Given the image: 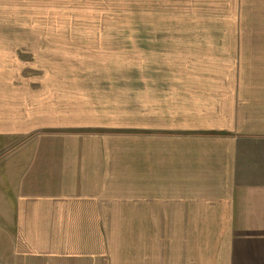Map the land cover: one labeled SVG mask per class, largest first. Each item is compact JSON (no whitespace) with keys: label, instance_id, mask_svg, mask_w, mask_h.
<instances>
[{"label":"crops","instance_id":"obj_1","mask_svg":"<svg viewBox=\"0 0 264 264\" xmlns=\"http://www.w3.org/2000/svg\"><path fill=\"white\" fill-rule=\"evenodd\" d=\"M238 6L251 32L111 35L0 0L1 264H264V2Z\"/></svg>","mask_w":264,"mask_h":264},{"label":"rangeland","instance_id":"obj_2","mask_svg":"<svg viewBox=\"0 0 264 264\" xmlns=\"http://www.w3.org/2000/svg\"><path fill=\"white\" fill-rule=\"evenodd\" d=\"M79 1L80 4L84 3L85 7L82 12L85 25L81 32L111 35L221 33L237 32L236 29L238 32H251L253 30L251 24L235 26L236 12L239 8L237 5L241 2L257 4L259 1L264 2V0ZM258 8L257 5L256 10Z\"/></svg>","mask_w":264,"mask_h":264}]
</instances>
